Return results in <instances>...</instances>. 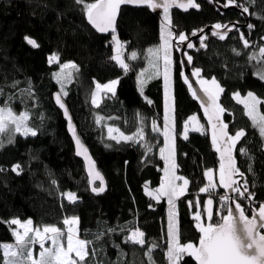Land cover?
<instances>
[{"label":"trees","instance_id":"obj_1","mask_svg":"<svg viewBox=\"0 0 264 264\" xmlns=\"http://www.w3.org/2000/svg\"><path fill=\"white\" fill-rule=\"evenodd\" d=\"M215 1L227 4V0ZM196 2L200 6L198 11L169 12L175 36L183 33L188 38L209 25L245 23L237 10L222 13L209 0ZM237 4L249 7L247 14L254 27L240 26L223 40L208 32L204 36L206 47H200L201 40L195 41L187 55L193 58V70H201L198 79L215 78L224 89L219 99L230 134L245 132L234 147L237 168L254 195L253 204L260 205L264 203V137L252 126L244 106L233 94L253 91L264 100V80L258 75L264 70V59L259 56V48L264 47V19L260 18L264 17V0H255L254 5L248 0H237ZM81 7L74 0H0V107L7 105L17 115L27 112V126L37 133H17L12 143L0 149V168L4 169L0 171V243L15 242V225L8 224L12 219H31L34 227L54 225L66 230L63 220L77 217L79 237L91 241L87 246L89 256L83 264H149V248L154 264H169V204L165 197L156 199L146 190L157 189L164 177L165 163L160 155L164 146L163 80L153 78L143 86L138 80L139 71L148 62V49L160 43L163 14L148 7L122 8L113 34L125 47L129 65L125 72L111 59L113 34L99 35ZM241 34L249 41L248 48L244 47ZM26 36L39 47L29 45ZM174 44L175 161L178 174L189 180L185 194L175 202L178 233L181 244L197 246L200 233L195 227L194 213L200 211L202 222L207 224L219 221L218 213L225 215L227 211L221 208L219 200L224 190L219 185L216 147L203 111L180 75L182 66ZM133 52L136 59L130 58ZM52 55L58 58L56 64L49 63ZM251 55L257 59L250 60ZM65 63L76 67L68 80L61 83L57 72ZM114 80V94L103 93L99 106L94 105L92 94L96 84ZM56 92L65 99L82 141L106 179L103 192L92 191L84 163L75 154L67 122L54 103ZM193 115L199 117L205 130L190 132L184 139L185 122ZM97 117L102 118L99 124ZM152 121H156L160 132L152 131ZM141 127L144 138L138 142H117L108 135V128L130 136ZM14 165L20 166L19 175L11 170ZM208 169L215 173L218 185L211 195L212 221L207 220L206 212L210 194L199 192L208 183L204 176ZM64 193H74L76 201L69 202ZM237 200L250 215L248 200ZM189 201L193 202L192 207ZM196 201L200 202L198 208ZM137 229L144 233V245L126 240ZM179 264L197 263L194 257L184 254Z\"/></svg>","mask_w":264,"mask_h":264},{"label":"snow or ice","instance_id":"obj_2","mask_svg":"<svg viewBox=\"0 0 264 264\" xmlns=\"http://www.w3.org/2000/svg\"><path fill=\"white\" fill-rule=\"evenodd\" d=\"M77 5H81V11L85 14L88 23L95 28L98 32L104 33L111 31L115 33V22L117 14L120 10L121 5H147L149 8L162 9L164 13V19L167 24L164 28L167 29L166 34L162 31L161 39L163 43L156 49H149L148 52L152 56L153 66L158 69L159 61L163 59V77L165 85V116H164V147L160 148L161 157L165 160V179L162 181L160 188L156 190V199L161 196H166L168 198V204L170 205L168 214V229H167V258L169 264H178V261L182 258L184 254L194 257L197 264H264V203L260 204L258 209H253L251 217L246 215L245 208L242 207L241 203L237 202V197L239 199H247L249 201L254 200L253 193L249 192L247 186V180H244L243 184L236 180L234 177L240 176L243 178L244 174L236 168L235 160L232 156V149L235 144L245 136L243 130L237 131L235 135H229L225 129L226 124L220 119V114L225 110L217 102L220 93L224 91L223 88L217 83L215 78L211 81L206 79H199L201 91L203 92V97H198L195 90L192 89V85L189 83V78L184 75L183 72L180 75L184 79V83L188 84L189 89L192 91L193 97L201 99V107L204 108L205 115L208 116L209 123L212 124L213 134L212 143L216 147V151L220 152V169H219V185L224 189H230L232 193H236L237 197L229 194H224L219 197L221 202V208H225L227 211L226 215H220L219 221L215 223H203L202 215L200 211L194 213L193 219L196 221L195 227L201 233L199 239V245L195 246L192 243L181 244L179 240V233L176 224V200L183 196L188 188L189 180L183 177L175 175V169L177 165L174 160V146L170 144V127H169V111L170 102L172 98L169 95V79H170V66L172 64L171 59V40L173 33L171 31V19H170V8L179 7L187 10L188 8H199L200 6L194 2V0H187V3H178L177 0H94V2H86V0H74ZM211 2V0H209ZM249 4L254 5L255 0H248ZM228 5H236L241 7L244 13H249V7L237 4V0H227ZM264 19V17H260ZM216 29L225 28L227 25L216 24L214 25ZM248 27L251 29L254 26L249 24ZM201 32L203 29L200 30ZM193 35H196L194 32ZM213 35H218L221 40L225 39L227 31L224 33L213 32ZM244 42V47L248 48L249 41L243 37H240ZM264 39V37H262ZM26 42L33 48H38L39 44L32 38L25 37ZM112 40L116 44V55L112 56L111 59L116 61L117 64L127 72L129 65L125 63L122 58V45L115 35L112 36ZM180 42L187 40V37L181 33L178 36ZM194 45L192 43L187 44V48L191 49ZM200 47L204 48V37H201ZM233 51L236 55H240L239 52ZM259 56L264 59V47L259 48ZM137 54L135 52L131 53V59H136ZM58 58L55 55L49 57V63L56 61ZM192 56H187V62L190 64L192 62ZM250 60L257 59L256 55L249 56ZM183 63V61L181 62ZM63 67L75 68L76 65H64ZM200 69H195L192 73L193 76H200ZM157 75L159 71L157 70ZM259 78L264 80V70L258 72ZM70 76V74H69ZM117 81H111L108 84L100 85L96 84V91L92 94V103L96 106L98 105L97 93L101 90H106L107 92H112L114 94V86ZM141 86L144 84V80H140ZM142 91V88H141ZM2 94V90H0ZM204 97L207 99L205 100ZM236 98L239 103L244 104L246 115L252 121V126L258 128L261 137H264V114L259 111L258 105L262 103L255 95L251 92L248 93L247 98L240 99L239 94H236ZM56 103L64 108V104L61 101L59 95L56 96ZM148 103H152L150 100ZM209 109L212 111L210 112ZM65 115L67 116V109H65ZM28 113L22 112L19 115L15 114L10 107L7 105L0 107V149H2L5 144L3 136L7 135V142L10 144L14 141L15 134L21 133L25 136L32 135L35 136L37 133L33 129L27 126ZM102 118L97 117V123H100ZM189 121L196 122L197 117H189ZM214 121V122H213ZM202 126L194 127V131H200ZM217 129L219 130V137L217 135ZM69 131L72 132L73 137L76 139L77 144V155H84L85 159L91 164L90 157L87 156V149H81L83 146L80 140L76 137V132L71 124V118L69 117ZM119 132L118 129L109 128V137L111 139L124 141L138 142V140H143L144 130L143 128L137 129L132 135H124L119 133V139L112 135L113 132ZM152 131L160 132L161 129L157 126L156 121H152ZM188 132V122H185L184 139H187ZM227 138L226 140L224 138ZM223 141L225 147L221 149L219 147V142ZM149 150H151L149 148ZM167 150V155L165 151ZM242 153L246 150L241 149ZM4 169L0 168V171ZM20 174V166L14 165L11 169ZM251 170V169H250ZM93 168L90 167L89 174L92 175ZM204 176L207 177L208 183L205 187H201L199 192L209 193L210 198L206 202V212L207 220H213V199L211 195H214V189L217 188V184L213 181V170L208 169L204 172ZM95 178L103 183V178L100 177L99 173H95ZM182 180V185H177L176 181ZM93 192H103V186L93 187ZM69 202L74 203L76 201V196L74 193H64L63 194ZM152 195V193H149ZM229 201L235 205L233 208L229 205ZM200 205L199 201L195 202V206L198 208ZM189 206H193V202L189 201ZM79 220L77 217L65 218L63 220V225L66 226V230L56 226H43L33 227V221L31 219L26 222H21L19 219H12L8 222L9 227L12 225H18L19 229L13 231V236L15 237L14 243H0V264H83L86 257L89 256L88 245L91 241H86L78 238V228L77 225ZM114 231V229H112ZM144 233L139 231V229L131 232L126 240L134 244L144 245L145 241L143 239ZM100 238L99 236L97 237ZM46 242H50V246H45ZM39 244V253L34 256V245ZM155 247V245H153ZM152 249L149 248L146 255L148 257L149 264H154L151 256ZM74 254V255H73ZM94 254V252H93Z\"/></svg>","mask_w":264,"mask_h":264},{"label":"water","instance_id":"obj_3","mask_svg":"<svg viewBox=\"0 0 264 264\" xmlns=\"http://www.w3.org/2000/svg\"><path fill=\"white\" fill-rule=\"evenodd\" d=\"M178 3H187V0H177ZM194 2L197 4L196 0H194ZM211 3L217 7V9L222 12V13H225L227 11H232V10H237L239 11L243 17H244V21L245 23L244 24H241V23H238V22H229L225 25H227V29L225 28H221V29H216L214 27V25H209L205 28H203V31L201 32H198L196 33V35H192L191 37H188L187 40H185L184 42H180V41H177L176 42V48H177V53H178V56H179V59H180V62L183 61V63H181V66H182V72L184 73V75H186L188 78H189V83L192 85V89L195 90L198 94V97H203V92L201 91V88H200V85L199 83H197L198 81V78L196 76H193L192 73H193V68H192V63H188L187 62V50L189 48H187V44L190 42L192 44H194L195 41H198V40H201V37H204L206 33L208 32H220V33H224L225 31H227V34L231 33V32H234L238 27L240 26H245L246 28H248V25L250 24V21H249V16L247 13H244L242 11V9H238V7L236 5H228L227 7H225L224 5L216 2L215 0H211ZM124 7H134V8H139V7H148L147 5H121L120 7V10L117 14V18H116V22H115V29L117 27V22H118V19H119V16H120V13H121V10L122 8ZM149 8V7H148ZM153 12H156V13H159V14H164L163 13V10L162 9H155L153 10L152 8H150ZM173 10H179L181 12H188L190 10H200V7L197 9V8H188L187 10H184L183 8H179V7H172L170 8V11H173ZM90 25V24H89ZM91 26V25H90ZM92 27V26H91ZM93 28V27H92ZM99 35H102V36H109V35H112L113 33L111 31H108V32H104V33H101V32H98L95 28H93ZM116 32V31H115ZM188 85V84H187ZM192 92V91H191ZM59 95L60 98H61V101L62 103L64 104V108H61L59 104L56 103V96ZM200 107H201V99L200 98H197V97H194ZM53 99H54V103L55 105L57 106V108L63 113V116H64V119L66 120L67 122V130H68V133L74 143V147H75V154L77 156L78 159H80L83 163H84V166H85V171L88 175V178H89V182H90V185L91 187L93 188L96 184H99L100 186H103L104 188V191L106 190L107 188V185H106V179L104 177V175L102 174V172L100 171L95 159L93 158L88 146L82 141V138L80 137L79 133H78V129H77V126L76 124L74 123L73 121V118H72V115L70 113V110L68 108V105L65 101V99L63 98V96L60 94V92H56L54 93L53 95ZM204 99L206 100L207 98L204 97ZM220 105V99H218L217 101ZM65 109H67V113L68 115L66 116L65 115ZM202 111H203V115H204V120H205V123L207 124L208 128H209V132H210V136H211V139H212V134H213V128H212V124L209 123V120H208V116L205 115V112H204V108L201 107ZM209 111L211 112L212 110L209 109ZM69 117L71 118V124L72 126L74 127L75 129V132H76V137L80 140V143L81 145L83 146L81 149H79L81 152H83V149H87V156L90 157V160H91V164L89 163L88 160L85 159V156L84 155H77V151H78V148H77V144H76V139L73 137L72 135V132L69 131ZM220 119L221 121L223 122V124H225L224 122V119H223V114L221 113L220 114ZM214 122V121H213ZM225 131L229 134V129H228V126L227 128L225 129ZM217 135L219 137L220 133H219V130L217 129ZM225 140L227 139L226 137L224 138ZM219 147L221 149H223L225 147V144L223 141H220L219 142ZM235 147V146H234ZM234 147L232 149V156H233V159L235 160V165H236V168H237V160H236V156H235V152H234ZM217 152V155H218V158H219V164H220V155L221 153L216 151ZM90 167L93 168V173L92 175L89 174V169ZM219 169H220V166H219ZM98 172L100 177L103 178V183L101 185V181L99 179H96L95 178V173ZM236 180L240 181L241 184H243L244 180H245V176H243V178H241L240 176H236L234 177ZM224 193L225 194H229V195H232L235 197V193H232L230 189H224ZM238 202V200H237ZM230 206H232L233 208L235 207V205L232 203V201H229L228 202ZM260 205H257V204H253V200L252 201H249L248 200V207H249V210L252 214V210L253 209H258ZM243 207V206H242ZM246 212V211H245ZM227 214V212H226ZM225 214V215H226ZM251 214L248 215L246 213V215H248L249 217H251ZM200 233V232H199ZM200 236H201V233H200ZM200 239V238H199ZM199 245V241L197 243V246ZM197 263V261H196Z\"/></svg>","mask_w":264,"mask_h":264},{"label":"rangeland","instance_id":"obj_4","mask_svg":"<svg viewBox=\"0 0 264 264\" xmlns=\"http://www.w3.org/2000/svg\"><path fill=\"white\" fill-rule=\"evenodd\" d=\"M167 24V21H165V19H164V14H163V21H162V23H161V35H162V31L166 34V32H167V29H165L164 28V25H166ZM171 31H172V29H171ZM172 33H173V31H172ZM113 35H115L116 37H117V39L120 41V43H121V45H122V47H124V44L122 43V41L119 39V37H118V35L117 34H113ZM177 41H179L178 40V37L177 36H175L174 35V33H173V37H172V40H171V48H170V53H171V59H172V64H171V66H170V79H169V95H170V97L172 98V100H171V102H170V111H169V127H170V144L172 145V146H174V160H175V140H176V133H175V130H174V122H175V119H174V115H173V99H174V96H173V73H174V42H177ZM163 43V41H162V39L160 40V43L158 44V45H156V46H154V47H151V48H149V49H156V48H158L161 44ZM115 48H116V44H115V42L113 41V56L114 55H116V51H115ZM148 49V50H149ZM147 54H148V62H147V65L143 68V69H141L140 71H139V73H138V80H139V84H140V86H141V83H140V80H144V84L143 85H145L149 80H151V79H153V78H157V77H160V78H162V80H163V87H164V100H165V85H164V77H163V70H164V65H163V59H162V54H161V59H160V61H159V67H158V69L156 68V67H154L153 66V63H151V61H152V56L150 55V53L149 52H147ZM122 58L124 59V61H125V63H127L128 64V61H127V57L124 55V54H122ZM58 62V59L56 60V61H53L51 64H56ZM72 63H65V64H62L61 66H60V69L58 70V72H57V80L59 81V82H61V83H64V81H67L68 80V78H69V74H71L72 73V67H67V68H65V67H63L64 65H71ZM157 70L159 71V75H157L156 73H157ZM199 80V79H198ZM114 81H117V80H114ZM209 81H211V80H209ZM111 82V81H110ZM110 82H108V83H110ZM100 85H104V84H100ZM142 85V86H143ZM116 86H117V83L115 84V86H114V90H115V88H116ZM61 90H62V92L63 93H65V90L63 89V87L61 86ZM104 91H106V90H101L100 92H98L97 93V97H99L100 98V96H101V94L104 92ZM249 92H251L253 95H255L259 100H261L262 101V103L260 104V105H258V108H259V111L262 113V114H264V110H263V105H264V100L263 99H261L255 92H253V91H249ZM249 92H247L246 94H242L241 92H236V93H234L233 94V97H234V99L238 102V100H237V98H236V94H239V98L240 99H245V98H247V96H248V93ZM105 93V92H104ZM239 103V102H238ZM241 105H243L244 106V104H242V103H240ZM245 108V107H244ZM193 116H196L197 117V121L196 122H191V121H189V119L186 121V122H188V132H187V135L190 133V132H203L204 130H205V126H204V124L201 122V120L199 119V117L197 116V115H193ZM197 126H202L201 127V130L200 131H194L193 130V128L194 127H197ZM109 129V128H108ZM114 129V128H113ZM184 131H185V125H184ZM162 132H163V129H162ZM119 133H121V132H113L112 133V135H114V136H116L117 137V139H119ZM108 135H109V132H108ZM125 135V134H124ZM183 136H184V132H183ZM3 140H4V144H7L8 142H7V135L5 134L4 136H3ZM164 147V146H163ZM168 153H167V150L165 151V155H167ZM160 155H161V153H160ZM164 160V159H163ZM164 163H165V160H164ZM175 164H176V161H175ZM166 166V165H165ZM164 169H165V167H164ZM175 175H177V176H180L179 174H178V172H177V167H176V169H175ZM181 177V176H180ZM184 178V177H183ZM165 179V172H164V177H163V180ZM162 180V181H163ZM208 181V180H207ZM213 181H214V183H216L217 184V182H216V178H215V173L213 172ZM176 184L177 185H182L183 184V181L182 180H177L176 181ZM218 186V185H217ZM160 188V186L157 188V189H159ZM157 189H154V190H152V189H149V188H147L146 190H147V193L149 194V193H152V196H154V197H156V190ZM217 190V188L216 189H214V191H216ZM161 197H165L166 198V200L168 201V198L166 197V196H161ZM169 209H170V205H169ZM169 209H168V214H169ZM175 213H176V207H175ZM168 214H167V226H168ZM79 220V219H78ZM22 223L23 222H26V221H21ZM176 224H177V228H178V220H177V215H176ZM34 227V226H33ZM43 228V227H42ZM41 228V229H42ZM77 228H78V225H77ZM17 229H19V226L18 225H15V230H17ZM19 231H23V229H19ZM78 238L79 239H81L80 237H79V235H78ZM45 246L47 247V246H50V242H46V244H45ZM39 244H36V245H34V256H37L38 255V253H39ZM74 255V254H73ZM178 264H179V261H178Z\"/></svg>","mask_w":264,"mask_h":264},{"label":"crops","instance_id":"obj_5","mask_svg":"<svg viewBox=\"0 0 264 264\" xmlns=\"http://www.w3.org/2000/svg\"><path fill=\"white\" fill-rule=\"evenodd\" d=\"M106 84H108V83H106ZM115 90H116V88H115ZM115 90H114V92H115ZM95 91H96V88H95ZM95 91H94V92H95ZM104 92H105V93H112V92H107V91H104ZM104 92H103V93H104ZM103 93H102V94H103ZM102 94H101L100 98H99V97H96V98H97V101H98V104L101 102ZM206 178H207V177H206Z\"/></svg>","mask_w":264,"mask_h":264},{"label":"built area","instance_id":"obj_6","mask_svg":"<svg viewBox=\"0 0 264 264\" xmlns=\"http://www.w3.org/2000/svg\"><path fill=\"white\" fill-rule=\"evenodd\" d=\"M121 53H122V54L125 53V47H122V49H121ZM224 194H225V193H224ZM224 194H223V195H224Z\"/></svg>","mask_w":264,"mask_h":264}]
</instances>
